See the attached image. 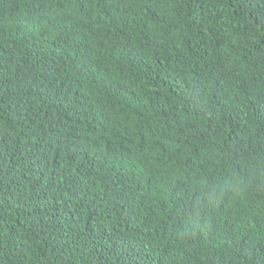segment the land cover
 I'll use <instances>...</instances> for the list:
<instances>
[{
	"label": "trees",
	"instance_id": "1",
	"mask_svg": "<svg viewBox=\"0 0 264 264\" xmlns=\"http://www.w3.org/2000/svg\"><path fill=\"white\" fill-rule=\"evenodd\" d=\"M0 264H264V0H0Z\"/></svg>",
	"mask_w": 264,
	"mask_h": 264
},
{
	"label": "clouds",
	"instance_id": "2",
	"mask_svg": "<svg viewBox=\"0 0 264 264\" xmlns=\"http://www.w3.org/2000/svg\"><path fill=\"white\" fill-rule=\"evenodd\" d=\"M210 209H217L213 204ZM198 231L200 234L210 243L212 239V233L209 230L208 221L197 214Z\"/></svg>",
	"mask_w": 264,
	"mask_h": 264
}]
</instances>
